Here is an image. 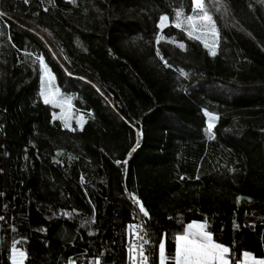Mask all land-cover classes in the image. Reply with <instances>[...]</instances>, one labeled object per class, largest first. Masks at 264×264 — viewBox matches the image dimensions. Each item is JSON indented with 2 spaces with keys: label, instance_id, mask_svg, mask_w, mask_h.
Listing matches in <instances>:
<instances>
[{
  "label": "trees",
  "instance_id": "1",
  "mask_svg": "<svg viewBox=\"0 0 264 264\" xmlns=\"http://www.w3.org/2000/svg\"><path fill=\"white\" fill-rule=\"evenodd\" d=\"M201 2L0 0V264H130V195L150 264L192 223L264 259V0Z\"/></svg>",
  "mask_w": 264,
  "mask_h": 264
},
{
  "label": "snow or ice",
  "instance_id": "2",
  "mask_svg": "<svg viewBox=\"0 0 264 264\" xmlns=\"http://www.w3.org/2000/svg\"><path fill=\"white\" fill-rule=\"evenodd\" d=\"M195 7H200V0H193ZM167 17L161 16L160 22L162 23ZM192 17H189L191 20ZM202 19L211 24V17L205 14ZM213 35H216V30L214 25L211 28ZM204 47L208 48V44L204 43ZM209 55L215 56L216 52L213 50L209 51ZM41 80H43V75H41ZM44 96L43 92L41 93ZM50 102L54 103V106H60L59 101H50L48 96H44V103L47 105ZM133 127H135L133 125ZM212 125L209 124V131H211ZM142 135L141 131L137 132V143L131 151L128 153L129 156L133 152H136L137 147H139V137ZM120 163V161H117ZM123 163L127 164L128 161L125 160ZM135 199V197H133ZM137 205H140V201L136 200ZM140 212L144 215H148L145 208L140 205ZM188 229L191 231H186L184 236H176L175 238V255L174 260L175 264H228V261L225 259V253L228 252L226 247H223L221 244H215L212 241V237L209 233L203 231V226L199 224H189ZM164 244H160V264H164ZM21 256L24 254L21 252ZM245 257L249 256L248 252L244 253ZM13 264H15V258H13ZM256 264H264V260L256 261Z\"/></svg>",
  "mask_w": 264,
  "mask_h": 264
},
{
  "label": "rangeland",
  "instance_id": "3",
  "mask_svg": "<svg viewBox=\"0 0 264 264\" xmlns=\"http://www.w3.org/2000/svg\"><path fill=\"white\" fill-rule=\"evenodd\" d=\"M200 7H195L196 9H202V2L200 0ZM167 18L162 22V27L165 26L167 24ZM192 30H191V34H193V36H195L196 38H198L201 42L207 43L208 44V50H213L216 52V42L218 41V36L213 35L211 28L212 25L209 24V22L204 21L203 19H199L198 21L194 22L192 21ZM44 96H48L50 101H58L57 97L55 95H52L51 92H44ZM60 102V101H59ZM52 103V102H50ZM54 105V103H52ZM57 109H59V113L58 115H56V117L58 119H60L61 121H63L67 126L70 125V123H77V124H81V118L78 117L77 115L75 116V114L73 113L72 109L70 108V106H68L65 103L60 102V106H56ZM210 121H211V125L213 126V123L215 124L217 122V118H213L210 117ZM193 224V223H192ZM196 224V223H195ZM201 225V224H199ZM186 231H191L188 229V226L185 229L184 234L179 235V236H184L186 234ZM203 231L206 232L205 228L203 227ZM213 241V240H212ZM214 243V242H213ZM164 246H166L165 241L163 242ZM23 253L24 255L21 256L20 253ZM160 250H159V264H160ZM164 264H166L167 262V258H166V247H164ZM13 258H15V264H26V254L24 251L20 250V249H14L13 250V257H12V264H13Z\"/></svg>",
  "mask_w": 264,
  "mask_h": 264
},
{
  "label": "built area",
  "instance_id": "4",
  "mask_svg": "<svg viewBox=\"0 0 264 264\" xmlns=\"http://www.w3.org/2000/svg\"><path fill=\"white\" fill-rule=\"evenodd\" d=\"M133 197L135 196L130 195L129 197L135 209L133 215L134 238L127 246L131 255L130 264H150L149 253L152 245L146 227L148 215L140 212V205L143 206V204L140 202V205H137L136 200L138 199L136 197L134 199Z\"/></svg>",
  "mask_w": 264,
  "mask_h": 264
},
{
  "label": "crops",
  "instance_id": "5",
  "mask_svg": "<svg viewBox=\"0 0 264 264\" xmlns=\"http://www.w3.org/2000/svg\"><path fill=\"white\" fill-rule=\"evenodd\" d=\"M225 259L228 261V264H230L229 259H228V252L225 253ZM258 260H261V259H256L254 256L249 254L248 257L243 256V259H242L240 264H256V261H258Z\"/></svg>",
  "mask_w": 264,
  "mask_h": 264
}]
</instances>
